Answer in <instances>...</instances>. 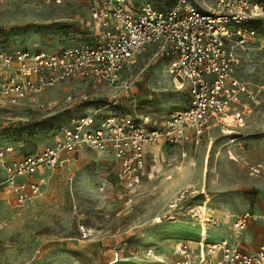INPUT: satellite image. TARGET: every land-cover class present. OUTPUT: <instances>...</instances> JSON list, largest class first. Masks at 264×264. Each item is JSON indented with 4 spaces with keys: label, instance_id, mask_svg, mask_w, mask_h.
Wrapping results in <instances>:
<instances>
[{
    "label": "rangeland",
    "instance_id": "374dc122",
    "mask_svg": "<svg viewBox=\"0 0 264 264\" xmlns=\"http://www.w3.org/2000/svg\"><path fill=\"white\" fill-rule=\"evenodd\" d=\"M215 1L190 0L200 10ZM131 2L167 7L176 0ZM92 26L85 1L48 6L0 0V48L58 53L91 39ZM255 26L256 38L246 50L237 48L242 63L237 76L250 85L264 80V20ZM123 79L132 88L120 93L112 112L149 115L152 127L189 103L187 84L174 81L167 64L149 54L128 67ZM113 94L104 83L71 80L34 101L0 108V148L13 145L15 156L42 150ZM38 101L56 105L40 108ZM247 103L249 134L239 140L241 146L213 130L185 146L157 147L135 190L119 180L111 157L93 151L75 154L64 169L47 170L34 203L16 207L0 201V264H175L177 242L196 248L202 232L208 242L226 238L256 251L264 244V221L258 217L264 209V97ZM232 155L260 163L262 175H253ZM246 212L256 219L238 232L234 221Z\"/></svg>",
    "mask_w": 264,
    "mask_h": 264
},
{
    "label": "built area",
    "instance_id": "2783aa9c",
    "mask_svg": "<svg viewBox=\"0 0 264 264\" xmlns=\"http://www.w3.org/2000/svg\"><path fill=\"white\" fill-rule=\"evenodd\" d=\"M40 1L48 6L87 2L93 36L58 53L1 47L0 108L34 101L71 80L104 83L114 94L103 106L81 115L63 130L61 139L42 150L15 156L13 145L0 148V201L16 207L34 203L43 192L46 171L64 169L82 151L111 157L117 163L119 180L135 190L157 147L185 146L215 127L228 135L229 144H238L237 135H246L247 100L264 97V80L250 85L237 76L242 66L237 48L246 50L258 35L255 24L264 20V0H216L207 10L190 0H176L167 7L150 2L136 6L131 0ZM147 54L167 64L168 74L186 83L189 95L187 107L159 127H152L149 115L112 112L120 93L132 88L123 73ZM35 104L52 108L56 101ZM232 158L253 175H262L260 163ZM3 193L9 197L4 199ZM253 217L241 214L234 228L246 230ZM258 217L264 221V209ZM208 240L200 236L196 248L189 241H178L175 264H264V244L246 252L226 238Z\"/></svg>",
    "mask_w": 264,
    "mask_h": 264
},
{
    "label": "crops",
    "instance_id": "0c3cea01",
    "mask_svg": "<svg viewBox=\"0 0 264 264\" xmlns=\"http://www.w3.org/2000/svg\"><path fill=\"white\" fill-rule=\"evenodd\" d=\"M213 130H217L218 132H220L221 134H224L227 138H228V135H226L225 133H223V132H221V130L219 129V128H212V129H210L208 132H207V134L205 135V136H207L208 134H210ZM244 131H245V133H246V135H241V134H239V135H237V137H238V142L240 143V139L241 138H245L246 136H248V132H247V130H246V126H245V128H244ZM228 141H229V138H228ZM234 144V145H238V146H241V144ZM229 144V143H228ZM233 146V145H232ZM237 157V156H236ZM250 161V160H249ZM252 162V161H251ZM239 163V162H238ZM254 163H256V162H254ZM240 164V163H239ZM241 165V164H240ZM242 166V165H241ZM243 167V166H242ZM2 197L5 199V198H7V197H9V195L7 194V193H3L2 194ZM4 203H7V202H5L4 201ZM240 216V215H239ZM203 233V232H202ZM206 233V232H205ZM206 237H208L207 235H205ZM231 243H233V244H235V245H237L239 248H241L242 250H244V251H246V252H255V251H249V250H247V249H245L242 245H239V244H236V243H234V242H232L231 240H229Z\"/></svg>",
    "mask_w": 264,
    "mask_h": 264
},
{
    "label": "bare ground",
    "instance_id": "6f19581e",
    "mask_svg": "<svg viewBox=\"0 0 264 264\" xmlns=\"http://www.w3.org/2000/svg\"><path fill=\"white\" fill-rule=\"evenodd\" d=\"M228 120H230V118H229ZM201 236H203V238H206V236H204V235H203V233H202V235H201Z\"/></svg>",
    "mask_w": 264,
    "mask_h": 264
}]
</instances>
